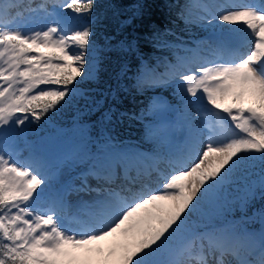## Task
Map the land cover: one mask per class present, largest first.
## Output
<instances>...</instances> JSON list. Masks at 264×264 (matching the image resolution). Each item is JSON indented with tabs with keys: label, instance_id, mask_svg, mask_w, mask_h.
I'll use <instances>...</instances> for the list:
<instances>
[{
	"label": "snow or ice",
	"instance_id": "snow-or-ice-1",
	"mask_svg": "<svg viewBox=\"0 0 264 264\" xmlns=\"http://www.w3.org/2000/svg\"><path fill=\"white\" fill-rule=\"evenodd\" d=\"M95 6L96 0H42L29 4L27 15H13L21 7L13 0L0 15V264H264V228L255 233L232 221L192 222L219 218L232 203L244 206L256 196L246 187L229 201L226 192L237 172L264 165V0H194L181 16L194 22L191 9L199 8L195 22L213 29L214 42L184 48L163 75L141 69L138 88L172 84L184 112L196 107L203 118L201 131L168 159L171 171L156 188L152 173L161 158L105 136L101 149L84 158L83 184L73 189L96 195L83 205L85 219L70 218L64 194L48 192L47 162L21 160L10 148V133L40 124L79 95L81 83L96 79ZM35 23L41 26L28 27ZM115 111L103 121L111 123ZM89 177L96 188L88 186ZM259 188L264 196V178Z\"/></svg>",
	"mask_w": 264,
	"mask_h": 264
},
{
	"label": "trees",
	"instance_id": "trees-1",
	"mask_svg": "<svg viewBox=\"0 0 264 264\" xmlns=\"http://www.w3.org/2000/svg\"><path fill=\"white\" fill-rule=\"evenodd\" d=\"M193 2L96 0L92 40L98 54V76L81 83L79 95L49 113L45 120L50 123L42 120L38 125L31 124L32 143L42 146L44 138H52L57 131H68L67 145L73 144L76 148L85 145L95 151L104 144L105 136H112L113 143H133L147 149L151 144L148 142L151 130V123L146 120L148 112L157 99L174 103L176 93L171 92V86L138 88L136 82L143 66L166 71V66L175 62L184 48H193L194 41L205 36L203 28L186 23L181 16L182 12L187 15L185 6ZM5 9L4 0H0V10ZM113 92L115 99L110 94ZM96 101H102V106ZM109 109L116 110L111 123L102 119ZM45 147L48 152L54 149V146ZM263 175L264 165L259 162L236 173L235 182L226 192L228 200L242 196L246 187L253 188L256 196L244 206L232 203L231 210L222 216V223L232 221L242 225L251 218L262 221L264 196L260 195L259 184Z\"/></svg>",
	"mask_w": 264,
	"mask_h": 264
},
{
	"label": "rangeland",
	"instance_id": "rangeland-1",
	"mask_svg": "<svg viewBox=\"0 0 264 264\" xmlns=\"http://www.w3.org/2000/svg\"><path fill=\"white\" fill-rule=\"evenodd\" d=\"M5 5L10 7L12 4V0H4ZM42 0H20L19 4L20 8H13L12 14L15 15L17 11L24 12L27 6L31 4L33 7L37 6L41 3ZM200 3L203 4H224L227 3L228 0H199ZM247 3L258 2V0H245ZM192 12V20L195 25L204 29L205 36L201 40L195 42L197 43L202 41H207L208 44H212L216 39V36L213 33V29L211 27H205L201 22H195V18L198 14H203L199 8L191 9ZM58 14L65 15L63 10L58 8ZM0 15L1 12H0ZM39 23L28 25L29 28L40 27ZM218 27H222L224 29H228L231 26L226 24L218 25ZM196 47V46H195ZM194 47V48H195ZM202 48H205L206 45L201 44ZM250 45L243 49V51H249ZM202 55H207L206 52H202ZM185 55V54H183ZM96 59H98V55L95 52ZM174 63V62H173ZM158 75H163L165 71L159 72L155 71ZM97 77V74H96ZM173 87L171 92L176 93L174 103L170 101H158L157 104H162L163 107H154L150 110L147 118L151 122V131L150 136H148V142L151 143V146L147 151H142V149L137 148L135 145L133 146H125V148L131 149L135 152L141 153L144 156L152 157L158 156L161 158V162L158 165L159 172L152 173V183L151 187L156 188L157 185L162 182V175H168L171 171V168L168 164V159L179 152L173 150L171 136H175L182 143L181 147L184 149L189 141V139L201 131L202 124V116L199 114L200 109L196 107H190L187 112H184V105L181 101L180 96L177 95L176 89L172 84H167ZM158 86V85H157ZM166 86V85H164ZM175 95V94H174ZM30 125H27L24 130L18 129L14 133H10L9 140H12L14 145L18 150V156L21 160L27 159L29 156H38L42 158L48 164L49 173L52 174L50 180V188H57L58 191L65 193V200L68 205L67 214L71 217H76L78 219H85L86 210L83 208L85 203H90L95 197L96 193L87 192V191H75L73 189H78L82 186L83 181L81 180V174L86 171L87 165L83 162L84 158L90 155L97 153L102 145L96 148L95 152L87 151V148L83 146L79 151H75V147L73 144L67 145L66 139L68 137V131H57L52 135V138H44L42 142L43 145L41 147L32 146L30 142V136L34 133L29 132L28 128ZM203 131L206 132V129ZM176 138V139H177ZM202 139L204 137H201ZM64 145V148L62 147ZM50 146L56 147L58 154L51 153V157L48 155L46 150L42 147ZM62 148V150H61ZM146 163H151V161H147ZM254 165L255 163H250ZM249 164V165H250ZM253 169V168H252ZM260 175V173H259ZM264 178L261 177V179ZM119 182V181H118ZM87 184L90 188H96L98 186V182L94 177H89L87 180ZM49 188V189H50ZM55 194V193H54ZM221 219V217H219ZM192 222L194 224L203 226L205 224H215L219 225L220 223L216 218H212L211 220L208 217H192ZM65 223H68L66 220ZM70 226H75L74 224ZM253 232L252 230H249ZM103 246H107L106 244ZM251 259H255L256 257H250Z\"/></svg>",
	"mask_w": 264,
	"mask_h": 264
},
{
	"label": "water",
	"instance_id": "water-1",
	"mask_svg": "<svg viewBox=\"0 0 264 264\" xmlns=\"http://www.w3.org/2000/svg\"><path fill=\"white\" fill-rule=\"evenodd\" d=\"M264 228L263 226L257 231L258 233L261 231V229Z\"/></svg>",
	"mask_w": 264,
	"mask_h": 264
},
{
	"label": "bare ground",
	"instance_id": "bare-ground-1",
	"mask_svg": "<svg viewBox=\"0 0 264 264\" xmlns=\"http://www.w3.org/2000/svg\"><path fill=\"white\" fill-rule=\"evenodd\" d=\"M182 143H183V141H182Z\"/></svg>",
	"mask_w": 264,
	"mask_h": 264
}]
</instances>
